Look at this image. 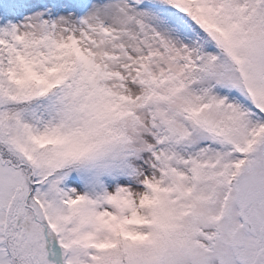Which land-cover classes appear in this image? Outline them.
Masks as SVG:
<instances>
[{"label":"snow or ice","instance_id":"snow-or-ice-1","mask_svg":"<svg viewBox=\"0 0 264 264\" xmlns=\"http://www.w3.org/2000/svg\"><path fill=\"white\" fill-rule=\"evenodd\" d=\"M0 264H264V0H0Z\"/></svg>","mask_w":264,"mask_h":264}]
</instances>
